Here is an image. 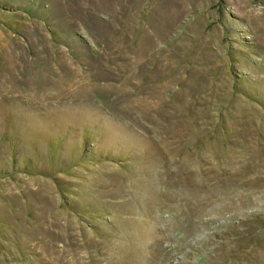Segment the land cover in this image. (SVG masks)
I'll return each mask as SVG.
<instances>
[{
  "label": "rangeland",
  "instance_id": "374dc122",
  "mask_svg": "<svg viewBox=\"0 0 264 264\" xmlns=\"http://www.w3.org/2000/svg\"><path fill=\"white\" fill-rule=\"evenodd\" d=\"M0 264H264V0H0Z\"/></svg>",
  "mask_w": 264,
  "mask_h": 264
}]
</instances>
